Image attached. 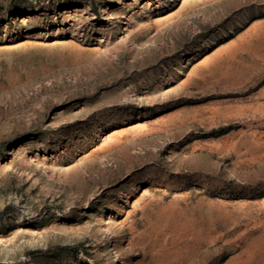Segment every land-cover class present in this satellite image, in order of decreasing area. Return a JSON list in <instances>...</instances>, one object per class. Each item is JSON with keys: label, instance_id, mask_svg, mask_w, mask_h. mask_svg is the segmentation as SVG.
<instances>
[{"label": "rangeland", "instance_id": "obj_1", "mask_svg": "<svg viewBox=\"0 0 264 264\" xmlns=\"http://www.w3.org/2000/svg\"><path fill=\"white\" fill-rule=\"evenodd\" d=\"M0 264H264V0H0Z\"/></svg>", "mask_w": 264, "mask_h": 264}]
</instances>
